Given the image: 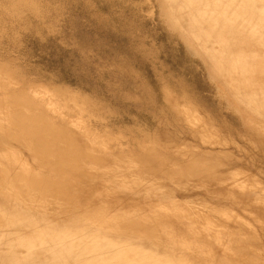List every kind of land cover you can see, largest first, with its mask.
I'll return each instance as SVG.
<instances>
[{"label":"rangeland","instance_id":"1","mask_svg":"<svg viewBox=\"0 0 264 264\" xmlns=\"http://www.w3.org/2000/svg\"><path fill=\"white\" fill-rule=\"evenodd\" d=\"M174 13L0 0V256L92 225L178 264H264V112Z\"/></svg>","mask_w":264,"mask_h":264},{"label":"bare ground","instance_id":"2","mask_svg":"<svg viewBox=\"0 0 264 264\" xmlns=\"http://www.w3.org/2000/svg\"><path fill=\"white\" fill-rule=\"evenodd\" d=\"M169 2L175 12L173 16L186 29L192 42L199 46L215 78L231 88L246 111L262 114L264 0ZM244 55L250 56L252 64L244 61ZM103 229L104 226L94 228L90 225L81 229V233L65 238L59 237L61 234L38 235L28 243L18 237L19 245L29 252L28 255L20 257L9 251L0 256V261L20 264H178L141 246L112 241L107 237H111L114 230L109 227L108 231H101ZM114 236L121 241L124 234ZM39 246L41 248L37 249ZM13 248L15 246L12 251Z\"/></svg>","mask_w":264,"mask_h":264}]
</instances>
